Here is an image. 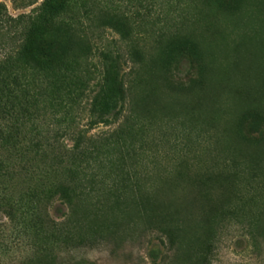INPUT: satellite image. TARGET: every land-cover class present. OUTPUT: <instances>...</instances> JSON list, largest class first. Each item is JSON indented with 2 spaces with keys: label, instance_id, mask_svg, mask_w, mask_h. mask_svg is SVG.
<instances>
[{
  "label": "rangeland",
  "instance_id": "rangeland-1",
  "mask_svg": "<svg viewBox=\"0 0 264 264\" xmlns=\"http://www.w3.org/2000/svg\"><path fill=\"white\" fill-rule=\"evenodd\" d=\"M0 1L14 16L33 8ZM72 2L83 20L74 39L93 45L90 87L41 113L26 146L43 138L70 150L82 134V153L60 172L79 197L74 212L53 201L70 237L34 264H264V0ZM191 42L198 56L168 59ZM103 51L121 53L128 98L116 123L93 125Z\"/></svg>",
  "mask_w": 264,
  "mask_h": 264
},
{
  "label": "trees",
  "instance_id": "trees-1",
  "mask_svg": "<svg viewBox=\"0 0 264 264\" xmlns=\"http://www.w3.org/2000/svg\"><path fill=\"white\" fill-rule=\"evenodd\" d=\"M11 2L16 10L33 8L14 16L0 1V264H34L49 257L55 242L70 237L68 218L57 222L49 209L57 198L71 212L77 208L75 183L60 172L82 153L84 137L78 134L70 150L43 138L29 148L26 133L31 126L38 128L36 120L49 107L85 96L90 71L83 72V60L92 54L93 45L85 36L74 39L83 20L72 0ZM108 22L125 35L122 18L111 17ZM197 48L194 42L182 43L169 51L168 59L198 56ZM100 56L88 111L93 125L114 124L125 112L128 98L122 55L103 51ZM30 152L34 163L37 159L35 166L27 160ZM198 225L205 226V220ZM167 238L172 248L176 237Z\"/></svg>",
  "mask_w": 264,
  "mask_h": 264
}]
</instances>
